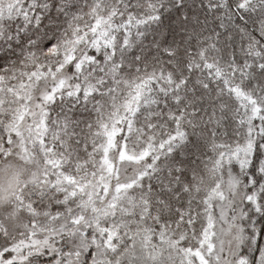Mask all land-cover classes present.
<instances>
[{"label": "snow or ice", "instance_id": "obj_1", "mask_svg": "<svg viewBox=\"0 0 264 264\" xmlns=\"http://www.w3.org/2000/svg\"><path fill=\"white\" fill-rule=\"evenodd\" d=\"M0 264H264V0H0Z\"/></svg>", "mask_w": 264, "mask_h": 264}]
</instances>
